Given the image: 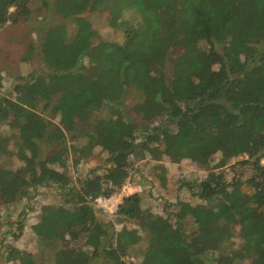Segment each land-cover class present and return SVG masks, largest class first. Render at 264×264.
Returning <instances> with one entry per match:
<instances>
[{
	"label": "trees",
	"instance_id": "16d2710c",
	"mask_svg": "<svg viewBox=\"0 0 264 264\" xmlns=\"http://www.w3.org/2000/svg\"><path fill=\"white\" fill-rule=\"evenodd\" d=\"M51 10L64 22L43 29L23 58L38 47L42 73L19 77L15 96L0 97V124L9 127L0 160L24 163L0 161V205L55 187L71 209L47 207L36 252L14 247L6 261L132 264L141 244V264H264V0H0V28L35 11L47 22ZM98 147L110 153L103 172L71 185L68 159L77 165ZM141 153L204 170L179 188L203 202L178 200L162 214L136 191L103 214L94 200L121 194ZM236 165L253 169L245 183L227 181ZM23 229L19 222L16 240Z\"/></svg>",
	"mask_w": 264,
	"mask_h": 264
},
{
	"label": "rangeland",
	"instance_id": "374dc122",
	"mask_svg": "<svg viewBox=\"0 0 264 264\" xmlns=\"http://www.w3.org/2000/svg\"><path fill=\"white\" fill-rule=\"evenodd\" d=\"M53 3V0H51ZM48 14V13H47ZM44 13L35 11L29 21H21L18 24L9 23L7 26L0 28V97L2 96H15L14 87L18 84L19 77H25L30 75L33 71L42 73V54L39 48L36 47L32 51L31 60L28 62L23 61L25 54L28 52L29 44H37L39 33L43 29H47L55 22L56 19H61L60 16L56 15L53 10L50 11L49 19L47 22H43ZM43 22V23H42ZM95 26L99 29L97 31V39L105 40L102 35L110 33L104 26V17H98L95 20ZM101 34V35H100ZM110 41L121 42L120 37L112 35L109 37ZM205 46V44H203ZM87 66H93V63L89 58L85 59ZM108 112L104 111L103 115ZM9 127L7 124H0V133H7ZM176 130L175 126L171 128ZM43 154L45 157H51V147H45L43 145ZM60 149H64V144L60 146ZM143 154H138L133 159H130L131 169L130 173L133 175L131 183L134 184L136 191L141 189V193L147 196L145 200L148 207H153L154 211H159L162 214L176 212L177 208L173 205L178 201L182 200L192 205L202 203L197 197L193 196L191 191L188 189L183 190L179 198L174 197L167 198L162 191L158 190L156 185L154 186L149 180L146 172L151 169V165L156 161L169 160L161 158V160L152 159L151 157H143ZM110 153L101 149L95 148L93 154L83 159L77 165L73 164V158L70 157L67 161V168L65 172L72 178L71 185H79V182L86 178L91 171L100 169L102 173L103 169L107 166ZM5 166L13 169H20L24 166L23 161H20L15 155L3 157L0 160ZM170 163L174 164L176 169V186L180 188L181 184L189 180L190 182L198 181L204 178L205 171L192 165H184L182 163L174 162L169 160ZM59 170V166H55ZM140 171V172H138ZM227 175V181H232L236 176L238 181L245 183L252 175L253 169L251 167H245L242 165H236L235 168H227L225 170ZM152 174V173H151ZM153 185V186H152ZM130 195V194H129ZM169 202V203H168ZM172 203V205H169ZM47 207H65L71 209L70 205L66 203V197L55 187H40L38 190L32 193L31 199H23L20 202L0 205V264H12L6 261L7 253L10 249L18 247L25 252L35 253L37 250L38 235L35 232V227L40 224L43 218V213ZM23 223L24 229L21 238L16 240L14 234L17 233L18 223ZM129 227H132L131 225ZM120 230V228L118 229ZM56 247L61 246L64 240L59 237L51 240ZM67 243L71 247H79L81 243H72L67 237ZM239 245L240 240H236ZM136 250L132 252V258L130 263L141 264V257L139 256L140 251L143 249V245L136 246ZM88 250V248H84ZM93 264H95L93 262Z\"/></svg>",
	"mask_w": 264,
	"mask_h": 264
},
{
	"label": "crops",
	"instance_id": "0c3cea01",
	"mask_svg": "<svg viewBox=\"0 0 264 264\" xmlns=\"http://www.w3.org/2000/svg\"><path fill=\"white\" fill-rule=\"evenodd\" d=\"M151 166L152 167L149 172H146L149 180H153L150 181V183H152L154 186L156 185V187H158V190L162 191L165 197L172 199L174 197V194L176 193V198H179L180 190L178 188H175V165L170 163L169 160H161L156 161V163H153ZM130 185V187L126 188V193L132 194L136 192L137 187H135L132 183Z\"/></svg>",
	"mask_w": 264,
	"mask_h": 264
},
{
	"label": "built area",
	"instance_id": "2783aa9c",
	"mask_svg": "<svg viewBox=\"0 0 264 264\" xmlns=\"http://www.w3.org/2000/svg\"><path fill=\"white\" fill-rule=\"evenodd\" d=\"M262 166L264 167V158L261 161ZM130 184H127L121 194H114L111 197H98L94 200V205L98 210H100L103 214L108 216L115 215L119 207L121 206L123 199L129 195L126 193V188L130 187ZM138 191L140 192L141 189Z\"/></svg>",
	"mask_w": 264,
	"mask_h": 264
}]
</instances>
